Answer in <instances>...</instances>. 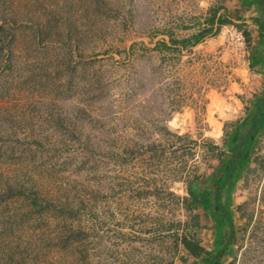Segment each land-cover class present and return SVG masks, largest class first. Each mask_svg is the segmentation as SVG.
I'll use <instances>...</instances> for the list:
<instances>
[{
  "label": "rangeland",
  "instance_id": "1",
  "mask_svg": "<svg viewBox=\"0 0 264 264\" xmlns=\"http://www.w3.org/2000/svg\"><path fill=\"white\" fill-rule=\"evenodd\" d=\"M260 104L259 0H0V264H264Z\"/></svg>",
  "mask_w": 264,
  "mask_h": 264
},
{
  "label": "trees",
  "instance_id": "2",
  "mask_svg": "<svg viewBox=\"0 0 264 264\" xmlns=\"http://www.w3.org/2000/svg\"><path fill=\"white\" fill-rule=\"evenodd\" d=\"M259 4L264 7V0H259ZM217 7L213 8V14L208 17V22L210 25L208 27H204L203 30L194 33L191 37L189 38H183V39H172L174 43H181L183 46H188L189 44H195L200 42V40L210 34L215 25L216 18L220 22V24L225 23V19L219 15L217 17ZM220 29V26L217 27L216 31ZM245 34H248L247 31H244ZM166 46V43H163ZM264 106V104H260L258 107L261 108ZM241 122H231L226 125V129L231 126V131L226 137L225 144L231 148L229 150V156H231V161L228 163V161L224 165V170L230 174V168L232 165V160L236 159L237 157H240L242 154L245 153L246 149L248 148V140L249 136L252 135V131H248L246 133H239V128H240ZM225 129V130H226ZM216 148H218V145H214ZM225 151H222L224 153ZM220 188L217 189L219 191ZM216 191V192H217ZM185 201L187 202V207L191 208L193 203H196L198 201L197 196H193L191 199V202L188 203V199L185 198ZM182 243L185 247V249L188 251V253L196 258H200L203 256L204 253H206L205 248L201 245V242L198 238L192 237L189 235H184L182 238ZM207 264H216V261L213 259H209V257H205ZM195 264V263H194Z\"/></svg>",
  "mask_w": 264,
  "mask_h": 264
}]
</instances>
